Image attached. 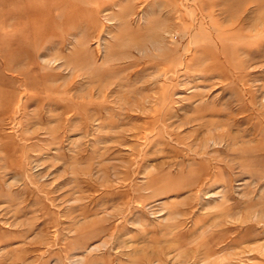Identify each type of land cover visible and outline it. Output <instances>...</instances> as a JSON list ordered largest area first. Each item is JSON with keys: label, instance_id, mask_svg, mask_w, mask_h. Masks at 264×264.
Listing matches in <instances>:
<instances>
[{"label": "rangeland", "instance_id": "rangeland-1", "mask_svg": "<svg viewBox=\"0 0 264 264\" xmlns=\"http://www.w3.org/2000/svg\"><path fill=\"white\" fill-rule=\"evenodd\" d=\"M0 264H264V0H0Z\"/></svg>", "mask_w": 264, "mask_h": 264}]
</instances>
